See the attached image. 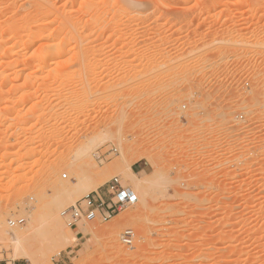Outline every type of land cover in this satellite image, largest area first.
Wrapping results in <instances>:
<instances>
[{"label":"rangeland","instance_id":"rangeland-1","mask_svg":"<svg viewBox=\"0 0 264 264\" xmlns=\"http://www.w3.org/2000/svg\"><path fill=\"white\" fill-rule=\"evenodd\" d=\"M263 92L264 0H0V264L56 212L39 264H264ZM115 176L138 200L73 236Z\"/></svg>","mask_w":264,"mask_h":264},{"label":"built area","instance_id":"built-area-1","mask_svg":"<svg viewBox=\"0 0 264 264\" xmlns=\"http://www.w3.org/2000/svg\"><path fill=\"white\" fill-rule=\"evenodd\" d=\"M134 200L131 189L121 184L117 177L112 178L105 187L85 195L83 200H78L64 210V216L73 227H79L78 222L108 221L118 214L123 208ZM23 219L10 220L14 225L22 223ZM136 237L132 229H127L122 240L131 244ZM6 264V263H2Z\"/></svg>","mask_w":264,"mask_h":264},{"label":"bare ground","instance_id":"bare-ground-1","mask_svg":"<svg viewBox=\"0 0 264 264\" xmlns=\"http://www.w3.org/2000/svg\"><path fill=\"white\" fill-rule=\"evenodd\" d=\"M137 2V1H136ZM259 43V42H258ZM257 44V43H256ZM259 75H260V73H258ZM264 93V92H263ZM89 96H91V95H89ZM92 98V97H91ZM93 99V98H92ZM91 101V100H90ZM92 102V101H91ZM115 177H117L119 180H120V182H121V184L122 185H124L123 183H122V181H121V179H120V177H118V176H115ZM114 178V177H113ZM136 180H137V178L136 177H134ZM88 179V177H86L85 175H82L81 176V178H80V185L81 184H89V180H87ZM88 181V182H87ZM89 186H90V184H89ZM126 188H129V189H131V191L134 193V200L132 201V202H130V204H132V203H134V202H136L137 200H138V197H137V195H136V193H135V191L136 190H134L131 186H128V185H124ZM57 188L59 189V191H60V195H63V194H65V193H67V191L69 190V185L68 184H66V183H64L62 180H59V182H58V184H57ZM97 191V190H96ZM93 192V191H92ZM91 193V192H90ZM89 194V193H88ZM88 194H86V195H88ZM79 200H83V197L82 198H80ZM77 202V201H76ZM129 204V205H130ZM128 206V205H127ZM41 207V206H40ZM50 212H53L52 210H50ZM56 213H58V212H56ZM54 214L55 216L57 215V214ZM63 213H64V211H63ZM64 215V214H63ZM117 215V214H116ZM53 216V215H52ZM55 216H54V219H56V221H58L59 223H54V226H53V230H52V233H51V237H50V239L48 240V245L49 244H53V243H55V242H61L63 239H66V238H68L67 237V235H65L64 233H62L61 231H60V226H61V224H60V220H59V218L57 219V216H56V218H55ZM114 217V216H113ZM53 218V217H52ZM52 218H51V220H52ZM66 218V217H65ZM67 219V218H66ZM98 221V220H97ZM0 222L3 224L4 222H5V220L3 221V218L2 219H0ZM82 222V221H81ZM81 222H78V224H79V226H80V223ZM89 222V221H88ZM16 224V223H15ZM14 224V225H15ZM67 226H68V228H69V231L68 232H70V233H72L73 232V228H78V227H73V226H71L70 225V223L68 222V220H67ZM60 227V228H59ZM35 229H34V226H31V224H30V227L28 228V229H26L24 232H22V231H20V229L19 228H13V231H14V233H15V238H13V244H14V256H15V258H25V259H29L30 261H32V263H30V264H39L38 263V261H40L41 259H42V257L44 256V255H46V248H45V245L47 244L46 242H43L42 241V245H43V243H44V245L43 246H41V247H39V248H33L32 246H31V244L33 243H31V233L34 231ZM3 231H5V229H3L2 230V232ZM73 234V236H75L74 235V233H72ZM30 236V237H29ZM113 237V236H112ZM113 240V239H112ZM46 243V244H45Z\"/></svg>","mask_w":264,"mask_h":264},{"label":"crops","instance_id":"crops-1","mask_svg":"<svg viewBox=\"0 0 264 264\" xmlns=\"http://www.w3.org/2000/svg\"><path fill=\"white\" fill-rule=\"evenodd\" d=\"M150 167V163L146 158H141L135 161L132 166L131 170L132 172L137 176L138 174L146 171ZM138 177V176H137ZM140 178V177H139ZM62 264H66L65 261H63Z\"/></svg>","mask_w":264,"mask_h":264}]
</instances>
